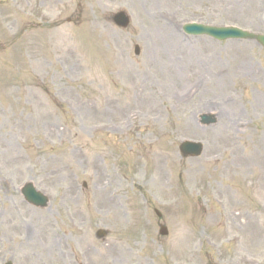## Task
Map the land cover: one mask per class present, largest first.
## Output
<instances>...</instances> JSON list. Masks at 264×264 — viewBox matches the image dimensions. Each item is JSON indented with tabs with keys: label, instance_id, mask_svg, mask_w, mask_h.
Returning <instances> with one entry per match:
<instances>
[{
	"label": "rangeland",
	"instance_id": "374dc122",
	"mask_svg": "<svg viewBox=\"0 0 264 264\" xmlns=\"http://www.w3.org/2000/svg\"><path fill=\"white\" fill-rule=\"evenodd\" d=\"M189 23L264 0H0V264H264V48Z\"/></svg>",
	"mask_w": 264,
	"mask_h": 264
},
{
	"label": "water",
	"instance_id": "95a60500",
	"mask_svg": "<svg viewBox=\"0 0 264 264\" xmlns=\"http://www.w3.org/2000/svg\"><path fill=\"white\" fill-rule=\"evenodd\" d=\"M113 21L118 27L124 29L127 28L130 23V20L127 17L126 13L123 12L115 15L113 17ZM184 31L189 35H206L220 41L227 39H250L257 41L262 46H264V36L253 35L234 28H213L203 25L191 24L186 25L184 27ZM135 52L136 55L140 54L139 47H136ZM200 123L203 126H211L216 124L217 120L212 115H202L200 116ZM180 151L182 152L184 157H199L202 154L203 146L200 143L185 142L180 147ZM22 194L29 203L36 207L46 208L48 206V199L37 192L32 184L26 185L22 190ZM158 216L160 217L161 215L158 213ZM160 234L162 236H166L168 234V230L165 227H162ZM96 236L98 239L105 238L107 236V232L104 230H100L97 232ZM7 264H11V262Z\"/></svg>",
	"mask_w": 264,
	"mask_h": 264
},
{
	"label": "bare ground",
	"instance_id": "6f19581e",
	"mask_svg": "<svg viewBox=\"0 0 264 264\" xmlns=\"http://www.w3.org/2000/svg\"><path fill=\"white\" fill-rule=\"evenodd\" d=\"M237 162L241 165V167L247 166V160L241 161V163H240V161H237Z\"/></svg>",
	"mask_w": 264,
	"mask_h": 264
}]
</instances>
